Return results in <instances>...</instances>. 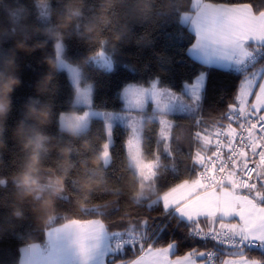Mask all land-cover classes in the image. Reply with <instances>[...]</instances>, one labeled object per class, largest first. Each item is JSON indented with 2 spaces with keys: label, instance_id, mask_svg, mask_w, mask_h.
I'll use <instances>...</instances> for the list:
<instances>
[{
  "label": "trees",
  "instance_id": "trees-1",
  "mask_svg": "<svg viewBox=\"0 0 264 264\" xmlns=\"http://www.w3.org/2000/svg\"><path fill=\"white\" fill-rule=\"evenodd\" d=\"M37 1L39 0H2L0 8L15 12L24 24L31 29H39L40 33L45 29L54 31L52 26L56 17L63 15L69 0H46L49 3L47 21L39 18ZM229 2H250L257 8L264 7V0ZM100 4L101 0H84L83 16L62 39L64 57L78 65L83 79L93 85V107L109 111L122 110L123 103L119 93L130 83L147 86L157 79L161 86L180 92L200 71H209L203 101V124L210 131L213 130V122L221 111L226 110L237 90L239 77L224 69L208 70L188 54V48L195 42V35L187 25H181V21L195 13L194 0H121L120 6L110 13L111 21L104 28L100 42L87 43V38H81V33L96 14ZM3 19L0 14V20ZM125 30L128 35L113 47L112 35ZM105 40L107 43H104ZM36 42L43 43L44 47L32 53L17 54V75L22 83L12 96L13 111L8 120L9 129L19 118L21 106L28 98L38 95L35 86L49 73L46 61L49 58L56 59V39L37 34L30 43ZM12 44V41H8L0 47V58ZM102 56L111 57V71L96 63V59ZM73 97L74 88L66 72L60 71L55 75L51 94L40 99L50 102L55 114L80 112L82 109L73 104ZM170 118L173 121L170 140L168 144L163 142L162 147H169L177 155L170 161L161 147L162 164L167 167V172L159 179V187L152 182V193L142 200L135 198L140 191V181L136 171L129 165L125 152V141L129 136L126 127L116 124L113 128L115 144L111 151V163L107 167L102 163L99 168H94L89 163L96 155L102 158L103 145L107 141L103 120L92 118L87 132L79 140L71 141L73 152L70 159L73 169L65 181L66 191L56 201L47 224H42L31 211V201L22 207L21 219L15 220L10 216L8 206L12 203L13 178L23 164L24 154L9 137L7 149L0 153V264H19L21 248L28 244H45L49 229L73 220L97 219L106 228L123 229L125 225L131 227L140 224L144 218H150L151 238L157 247L166 246L167 242L174 239L179 241L174 255L186 254L193 247L201 251L212 248V243L188 239L186 231L181 230L173 219L163 214L162 206L148 210V205L159 200L170 184L188 178L193 165L191 156L196 151V142L192 136L197 130L193 125L199 119V111L194 115H170ZM159 129L157 121L145 122L142 141L145 160L153 159L159 140ZM47 132L54 137L55 147L45 160L41 174L44 180L59 171L57 164L60 157L56 149L70 139L58 133L55 122ZM84 142L89 145L87 150L82 147ZM173 166L176 168L175 172L172 171ZM97 174L103 184L87 200L79 203L81 182L86 178L96 177ZM251 254L253 257L262 255L260 250H252ZM135 257V250L129 248L123 258L131 260Z\"/></svg>",
  "mask_w": 264,
  "mask_h": 264
},
{
  "label": "snow or ice",
  "instance_id": "snow-or-ice-1",
  "mask_svg": "<svg viewBox=\"0 0 264 264\" xmlns=\"http://www.w3.org/2000/svg\"><path fill=\"white\" fill-rule=\"evenodd\" d=\"M194 8L195 14L181 21L195 35L188 54L208 70L224 69L235 74L238 87L211 131L203 124L209 71H200L180 92L167 89L173 99L188 98L181 111H199L192 136L196 151L191 156L188 178L170 184L148 210L162 206L163 214L186 231L188 239L212 241L213 247L204 251L193 247L186 254L174 255L179 241L173 239L157 247L150 236V218L123 229L97 224L94 228L82 226L78 242L81 264H264V7L257 8L250 2L194 0ZM98 63L112 70L111 57L102 56ZM133 91L129 87L126 94ZM85 117L80 119L85 121ZM161 125L164 136L167 121ZM114 144L109 129L103 145L105 167L111 163ZM162 145L163 140H158L153 159L145 160L138 135L133 133L125 141L131 165L157 187L167 172L162 164ZM162 149L170 161L174 160L177 152L167 146ZM255 157L259 163L250 167ZM172 171H176L175 166ZM129 248L135 250L136 259L123 258ZM253 249H259L262 255L253 257Z\"/></svg>",
  "mask_w": 264,
  "mask_h": 264
},
{
  "label": "clouds",
  "instance_id": "clouds-1",
  "mask_svg": "<svg viewBox=\"0 0 264 264\" xmlns=\"http://www.w3.org/2000/svg\"><path fill=\"white\" fill-rule=\"evenodd\" d=\"M120 4L121 0H101L96 14L84 26L81 38H87V43L100 42L104 28L111 21L110 13ZM83 6L84 0H69V3L65 5L63 15L56 17V22L52 26L55 30L45 29L42 33L39 29H31L24 24L15 12L0 8V14L4 17L0 20V47L8 41L13 42L12 47L8 48L6 54L0 58V153L7 149L10 137L24 154L23 164L13 178L12 203L8 206L10 216L15 220L22 218V207L31 201L33 202L31 211L37 215L42 224L48 223L56 201L66 191L65 181L73 169L70 159L73 152L71 141L79 140L87 132L85 121L79 119L75 113L55 114L53 105L40 99V97L51 94L55 75L63 68L61 62L54 58L46 61L49 73L35 86L38 95L28 98L21 106L19 118L11 129L8 128V120L13 111L12 96L22 83L17 75V54L19 52L32 53L44 47L41 42L30 43L37 34L56 40L64 39L65 34L83 16ZM126 35H128L126 30L114 33L111 38L112 46L118 45ZM104 43L107 41L105 40ZM53 122L56 124L58 133L70 139L68 143L56 149L60 157L57 164L59 171L44 180L41 174L45 167V160L55 147L54 137L47 132ZM82 147L87 150L89 145L84 142ZM89 163L94 168H99L104 160L96 155ZM102 184L103 180L98 174L96 177L84 179L80 185L81 200L79 203L87 200L91 193ZM31 247L32 245L28 244L21 248V251Z\"/></svg>",
  "mask_w": 264,
  "mask_h": 264
},
{
  "label": "rangeland",
  "instance_id": "rangeland-1",
  "mask_svg": "<svg viewBox=\"0 0 264 264\" xmlns=\"http://www.w3.org/2000/svg\"><path fill=\"white\" fill-rule=\"evenodd\" d=\"M37 6L39 8V18L43 21H47L49 18L48 1L39 0L37 1ZM55 52L56 59L63 65L61 71L66 72L71 85L74 88L73 104L82 109L80 112L76 111L72 113H75L79 119L85 117V113H88L89 115L85 117L87 128L92 118L102 119L105 125L106 134L109 129L113 131L116 124L126 127L129 130V136L133 135V133L139 136L142 156L143 129L147 120H155L159 123V140H163V142L168 144L173 126V121L171 120L170 115H194L197 112L195 110L181 111V105L186 104L188 98L184 97L183 100L173 99L167 92L169 87L161 86L157 79L151 81L147 86L135 83L125 85L119 93L120 99L123 103L122 110L120 111L96 109L92 104L93 85L83 79L81 69L78 65L68 61L64 57V43L62 40H56ZM100 59L101 58H97L96 63L103 67L98 63ZM129 87H132L134 91L126 94V90ZM119 117H123V119H120ZM162 121H167L164 136H161ZM103 152L104 148L101 153L102 159L104 160ZM128 162L136 171L140 181V191L135 196L136 200L148 198L154 189L151 186L152 181L146 180L144 174L138 172L137 169L131 165L129 159Z\"/></svg>",
  "mask_w": 264,
  "mask_h": 264
},
{
  "label": "crops",
  "instance_id": "crops-1",
  "mask_svg": "<svg viewBox=\"0 0 264 264\" xmlns=\"http://www.w3.org/2000/svg\"><path fill=\"white\" fill-rule=\"evenodd\" d=\"M73 221L76 223L73 224ZM73 221L49 229L46 232L45 244H31V248H26L23 252L20 250L19 264H81L78 242L83 231L82 226L94 228L97 224L103 227L105 225L97 219ZM136 258L137 256L133 259ZM229 258L231 257L224 259Z\"/></svg>",
  "mask_w": 264,
  "mask_h": 264
},
{
  "label": "built area",
  "instance_id": "built-area-1",
  "mask_svg": "<svg viewBox=\"0 0 264 264\" xmlns=\"http://www.w3.org/2000/svg\"><path fill=\"white\" fill-rule=\"evenodd\" d=\"M234 127H235V125H234ZM213 146H214V141H213ZM224 151L226 152V151H227V148H225ZM246 151H247V150H246ZM254 161H255V163H252V162L249 163V166H250V167H255L256 164L259 163V158H258V157H255V158H254ZM151 235H152V232L150 233V236H151ZM207 242L213 244L212 241H207ZM207 250H211V248H210V249H207ZM216 250H217L218 252H221V248H220V246H216ZM253 250H259V249H253ZM221 254H222V253H221ZM223 258H224V257H223Z\"/></svg>",
  "mask_w": 264,
  "mask_h": 264
},
{
  "label": "water",
  "instance_id": "water-1",
  "mask_svg": "<svg viewBox=\"0 0 264 264\" xmlns=\"http://www.w3.org/2000/svg\"><path fill=\"white\" fill-rule=\"evenodd\" d=\"M222 255H223V253H222ZM226 257H228V256H226Z\"/></svg>",
  "mask_w": 264,
  "mask_h": 264
}]
</instances>
